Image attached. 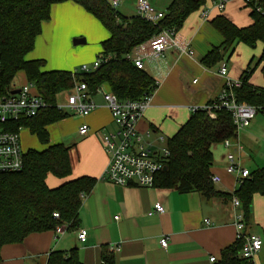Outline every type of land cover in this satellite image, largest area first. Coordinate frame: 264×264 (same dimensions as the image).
I'll return each mask as SVG.
<instances>
[{
	"label": "crops",
	"instance_id": "0c3cea01",
	"mask_svg": "<svg viewBox=\"0 0 264 264\" xmlns=\"http://www.w3.org/2000/svg\"><path fill=\"white\" fill-rule=\"evenodd\" d=\"M136 1L119 0L117 9L124 16L136 15ZM148 2L153 12H166L171 0ZM219 14L238 27L252 23V18L236 1L229 3L221 13L213 11L208 20H203L196 10L184 19L182 26L174 34L161 31L134 47L129 54L131 60H140L142 69L157 82L150 106L136 124L140 133H148L146 140L151 143L153 152H158L159 147L166 145L167 138L189 118L190 107L212 102L221 90L223 78L218 74V67L220 62L226 60L223 58L211 66L200 62L202 56L222 41L209 22ZM242 16L249 18L248 22L244 23L246 18ZM107 36L108 31L102 24L79 4L72 1L54 3L50 7L49 18L42 22L34 46L25 58L42 59L43 71H73L82 64H92L101 50V41ZM75 39H84V42L74 43ZM257 43L260 44V50L252 69L257 66L259 71L256 75L251 73L248 82L253 87L264 88L261 71L264 62H258L262 44ZM159 44L163 48L156 56L155 46ZM190 49L193 52L191 55L188 53ZM225 49L226 46L221 48L223 55ZM234 51L235 47L233 53L226 57L228 61L234 55L232 63L228 67L226 65L227 74L232 79H240L242 72L251 68L250 63L255 56L250 55L244 66V62L236 60ZM18 73L23 77L13 83L11 91L27 82L24 74ZM103 88L108 89L106 85ZM60 93L65 95L64 91ZM91 98L96 108L87 115L72 114L65 109L66 117L45 126L48 136L46 145L38 140L28 126L20 129H26L42 145L38 149L32 143V147L22 149L24 154L28 150H42L55 143L70 147V174L61 178L47 174L45 182L48 187H56L80 176L94 178L92 188L81 196L76 226L64 229L57 239H54L53 230H46L32 232L21 242L5 244L0 249V264H45L51 251L67 252L72 248L77 249L82 264H102L103 249L112 255L115 264H210V256H215L216 263L220 264L221 250L236 239L231 198L205 197L197 191L182 193L175 188L156 185L122 186L105 180L103 174L108 155L104 150L101 134L104 131H115L116 126L101 94L95 93ZM56 102L65 103V97L60 102L56 99ZM258 112H264L263 106L259 107ZM69 115H72V123L69 124L71 128L66 129L65 122L67 123ZM83 123L88 125L89 130L80 135L78 127ZM52 124L58 127V134L54 133L56 140H51L49 133V126ZM248 133L249 130H246L245 135ZM68 136L71 140L62 142ZM159 137L164 140L160 141ZM238 140L241 144L239 151L234 146L225 148L222 143L211 146L212 164L209 171L211 175L219 177V182L214 187L221 193H232L238 186L235 175L224 168L229 151L236 154L243 167L250 172L255 170L249 167L248 159L253 152V142L240 141L239 135ZM23 144L28 145L25 141ZM262 167L264 165L260 168ZM156 202L164 206V212H151ZM205 219L208 221L205 222ZM79 229L86 231L84 242L77 238ZM246 231L262 238V248L253 261L254 264H264V196L259 193L252 195ZM161 237L168 240L165 247L160 246Z\"/></svg>",
	"mask_w": 264,
	"mask_h": 264
},
{
	"label": "trees",
	"instance_id": "16d2710c",
	"mask_svg": "<svg viewBox=\"0 0 264 264\" xmlns=\"http://www.w3.org/2000/svg\"><path fill=\"white\" fill-rule=\"evenodd\" d=\"M72 1L93 15L108 31L101 41L97 57L105 58L97 69L77 74L76 80L86 84L88 93L94 95L101 85L119 99H139L152 92L155 81L143 69L137 68L129 58L132 49L162 30L177 31L184 19L203 4V0H171L165 15L157 22L138 15L124 16L110 8L106 0H0V93L10 92L14 78L22 72L34 84L37 93L47 107L37 115L16 123L28 126L42 144L48 143L45 126L67 116L57 108L56 95L69 90L75 79L71 71H43L42 59L28 60L25 55L32 50L41 24L50 15L54 3ZM222 41L212 47L200 62L211 66L223 59L221 48L234 43H245L254 47L262 44L258 62H264V18L253 16L252 23L238 27L227 17L219 14L209 20ZM232 47L229 57L233 53ZM252 68H246L240 76V85L234 89L238 101L264 106L263 88L253 87L248 78ZM264 78V67L261 69ZM211 103V102H210ZM234 125L230 113L217 109L214 117L204 110L192 112L189 118L166 140L168 155L162 169L156 173L153 185L175 188L178 192L197 191L205 197L236 196L249 222L252 195L264 196V167L250 172L241 179L232 193H221L210 181L209 168L212 164L211 146L226 138H234ZM69 146L63 143L47 145L42 150H28L23 155V168L17 172L0 173V249L5 244L21 242L32 232L53 230L56 226L74 228L78 221L81 196L88 192L94 178L80 176L69 179L56 187H48L45 179L51 173L66 177L71 172ZM58 213L54 218L53 213ZM242 239H235L220 253V264H244L239 251ZM102 262L115 264L106 249L101 253ZM217 262V261H216ZM45 264H82L76 248L67 252L53 250ZM217 264V263H215Z\"/></svg>",
	"mask_w": 264,
	"mask_h": 264
},
{
	"label": "built area",
	"instance_id": "2783aa9c",
	"mask_svg": "<svg viewBox=\"0 0 264 264\" xmlns=\"http://www.w3.org/2000/svg\"><path fill=\"white\" fill-rule=\"evenodd\" d=\"M106 1L112 10L117 11L119 0ZM203 1V4L198 9L199 15L203 20H208L213 11L221 13L229 3L235 1L240 4V7L250 18L253 19V16L264 18V0ZM135 8L136 15L152 22H157L165 15V12L162 11L153 12L148 0H137ZM149 13H152L150 17L148 16ZM162 31H166L170 35L174 34V31L169 29ZM162 48V44L156 45L154 54L156 56L159 55ZM188 53L191 55L193 52L190 49ZM108 58H110L109 55L105 58L97 57L92 64H82L78 69L71 71V75L75 79L77 74L93 71L98 68L103 60ZM132 61L137 68H143L140 60ZM218 74L223 78V84L217 97L206 105L190 107V111L192 113L200 109L204 110L208 116L214 117L217 109L227 110L234 125L235 137L226 138L221 143L225 148L234 146L235 150L239 151L241 144L238 140V135L243 129L248 127L259 107L237 100L234 89L240 85L241 81L228 76L224 61L220 62ZM156 85L157 82H155V87ZM154 91L155 88H153L152 92L141 96L139 99H119L114 93L104 89L103 85L97 88L96 93L101 94L116 126L115 131H104L101 134L102 144L108 155V163L103 174L105 180L122 186L129 184L144 187L153 186L155 175L162 169L164 159L168 155V149L164 145L158 152H153L151 143L146 140L148 133H140L136 128V124L146 108L150 106ZM64 92L65 103L57 104L59 110L64 111L67 109L72 114L85 116L96 108V104L93 102L83 81L75 79L73 86ZM45 107H47L46 102L37 93L34 84L31 82L23 83L15 93H11V91L0 93V173L17 172L23 168L24 151L21 148L19 138V131L22 126L17 125L16 131L11 130V128L20 120L37 115ZM88 130V125L85 123L78 127L80 135L86 134ZM159 140L163 141L164 139L159 137ZM226 159L227 164L224 168L228 173L235 175L238 183L241 179L250 175V171L241 165L234 152L229 151L226 154ZM209 179L213 184L219 182V177L216 175H210ZM231 204L233 207L232 219L236 229V239H242L239 256L244 260V264H254L253 258L262 248V238L255 233L246 231L244 213L236 196L231 197ZM151 212L162 213L164 212V206L156 202ZM53 217L57 218L58 213H53ZM207 221L205 219V222ZM53 231L54 239H57L58 235L64 232V228L56 226ZM77 238L80 242H84L86 231L79 229ZM167 242L166 237H161L159 240L161 247H165ZM110 248L113 249L115 247ZM209 261L210 264H215L217 258L210 256ZM102 264L105 263L103 262Z\"/></svg>",
	"mask_w": 264,
	"mask_h": 264
},
{
	"label": "rangeland",
	"instance_id": "374dc122",
	"mask_svg": "<svg viewBox=\"0 0 264 264\" xmlns=\"http://www.w3.org/2000/svg\"><path fill=\"white\" fill-rule=\"evenodd\" d=\"M118 11V9H117ZM122 11V10H120ZM119 12V11H118ZM120 13V12H119ZM243 18L245 16H242ZM246 18V17H245ZM249 18H246L245 22H248ZM232 47H235V51L234 54L236 56V60L241 62H244V66L245 63L247 62V59L249 58L250 55H254L255 57L253 58L252 62L250 63V67L253 68V65L255 63V60L257 59V56L259 54V50H260V44L257 43L254 47H250L245 43L239 42L232 44V46H228L226 47V49L224 50V60L227 67L232 63L233 61V56L232 55L229 60L227 61V56L229 55ZM238 54V57H237ZM89 65V64H86ZM244 68V67H243ZM78 69V68H77ZM259 69L257 68V66L253 69L252 73L253 75H256V73H258ZM21 77H23L21 74H17L16 77L14 78V82H16L19 78L22 79ZM65 95L64 93H59L56 97L57 101L60 102L62 99H64ZM72 115H69L68 118H66L67 123L65 122V127L66 129L71 128L70 127V123H72L71 121ZM56 124H52L49 126V133L51 136V140H56L55 135L58 134V127L55 126ZM249 130V133L247 135H245V131ZM246 130H243L239 133V139L240 141H252L253 142V152L250 154V158L249 159V167L251 169H258L261 166L264 165V112H257V114L254 116V118L250 121L249 126ZM246 136V137H245ZM19 138H20V142L21 144V148L25 149L27 147H32V143L35 146V148L41 149L42 145H40L34 138H32L28 131L26 129H22L19 132ZM71 137L68 136L66 138H64L62 140V142L66 143L67 141H70ZM27 142L28 145H24L23 142ZM162 147V146H161ZM161 147H159L158 149H160Z\"/></svg>",
	"mask_w": 264,
	"mask_h": 264
},
{
	"label": "water",
	"instance_id": "95a60500",
	"mask_svg": "<svg viewBox=\"0 0 264 264\" xmlns=\"http://www.w3.org/2000/svg\"><path fill=\"white\" fill-rule=\"evenodd\" d=\"M74 43H77V42H84V39H75L74 41H73ZM15 92H17V90H13V91H11V93H15Z\"/></svg>",
	"mask_w": 264,
	"mask_h": 264
}]
</instances>
